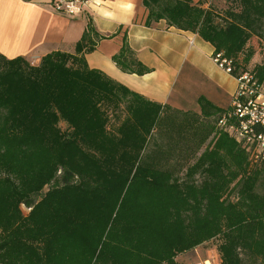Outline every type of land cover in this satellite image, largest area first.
Returning a JSON list of instances; mask_svg holds the SVG:
<instances>
[{
  "label": "trees",
  "instance_id": "1",
  "mask_svg": "<svg viewBox=\"0 0 264 264\" xmlns=\"http://www.w3.org/2000/svg\"><path fill=\"white\" fill-rule=\"evenodd\" d=\"M236 2L221 26L192 0H142L145 25L162 19L197 33L232 59L233 76L247 68L238 53L264 28V0ZM101 38L87 19L72 51L52 50L37 65L0 53V264H184L178 254L214 238L220 264H241L239 251L264 264V163L209 124L224 110L208 99H197L200 113L172 109L89 67L85 54ZM112 60L150 71L125 35ZM253 71L264 79V60ZM164 110L189 117L199 141L173 163L167 145L148 148L154 130H170ZM233 182L235 201L225 196Z\"/></svg>",
  "mask_w": 264,
  "mask_h": 264
},
{
  "label": "crops",
  "instance_id": "2",
  "mask_svg": "<svg viewBox=\"0 0 264 264\" xmlns=\"http://www.w3.org/2000/svg\"><path fill=\"white\" fill-rule=\"evenodd\" d=\"M145 17L142 0H92L75 16L56 12L50 0H0V53L38 62L52 50L72 51L90 19L104 38L85 54L89 67L172 109L200 113L203 97L225 111L238 84L211 58L213 46L162 19L145 25ZM124 35L149 72L130 73L113 62Z\"/></svg>",
  "mask_w": 264,
  "mask_h": 264
},
{
  "label": "rangeland",
  "instance_id": "3",
  "mask_svg": "<svg viewBox=\"0 0 264 264\" xmlns=\"http://www.w3.org/2000/svg\"><path fill=\"white\" fill-rule=\"evenodd\" d=\"M193 3L201 5L204 8H207L210 12V20H208L209 23H218L219 25H223L226 23V19H228V14L226 11L233 10L238 11L239 5L236 2V0H192ZM146 18V17H145ZM222 57L226 59V62L229 63L231 66V58H228L222 54L220 51ZM249 53L251 55L249 56ZM30 65H37L38 62H33L25 58ZM41 59V58H40ZM237 62L243 63L245 61L246 64V71L248 75L253 77L254 79H258L261 82H264V79L260 80L254 73L253 68L256 64L262 63L264 60V28L262 32L259 35H252L248 41L246 42L243 50L238 53L236 57ZM163 116L166 119H170V130L167 132H158L157 130L152 133L150 136L149 142H148V148L153 147L154 142L158 141L159 143L168 146L167 152H169V155H171L170 162L173 163L174 161L178 160L179 158H184V156H179L182 152L184 147L187 146H196L198 144V138L195 137L193 134L196 127L192 126V120L189 119V117H185L184 115L177 114L175 112H172L170 110H164L162 111ZM215 117V118H214ZM214 117H210L207 119L209 121V124H213L215 127V130L220 129L221 131H225L223 128H221L217 123V115H214ZM113 119V118H111ZM111 124L109 125L112 127L115 122L111 120ZM208 124V126H209ZM59 127L61 129H65L67 126L64 122L60 121L58 123ZM205 124H199L198 127H200L202 130H204V127H207ZM206 131V130H205ZM228 133V132H227ZM202 134V133H201ZM200 134V135H201ZM229 134V133H228ZM199 135V136H200ZM214 135V132L210 135L209 138L203 142L199 148H197V154L204 149L210 138H212ZM230 135V134H229ZM240 144V143H239ZM241 145V144H240ZM179 156V157H178ZM178 157L176 160L175 158ZM183 163V162H179ZM187 162L184 161V164ZM248 166L250 169H253L254 166L250 165L248 163ZM185 165H183V168L181 171L178 172V174L183 176V173L185 172ZM193 179L200 180L199 174L194 175ZM258 185L256 186V190L261 191L264 188V176L258 180ZM46 189V188H45ZM241 195V190L238 187V184H235V182L231 183L229 185V188L225 194V196L228 197V199L235 201L238 199V197ZM23 211L26 213L28 209L25 206H22ZM219 238L210 239L209 241H205L201 243L200 245L196 246L195 249H192L191 251H186L184 253H180L177 255V260L179 262H182L184 264H205L207 261V264H220L221 263V256L218 251V244L220 243ZM239 255L242 258L241 264H258L260 263V258L257 256H249L246 255L243 251H239Z\"/></svg>",
  "mask_w": 264,
  "mask_h": 264
},
{
  "label": "built area",
  "instance_id": "4",
  "mask_svg": "<svg viewBox=\"0 0 264 264\" xmlns=\"http://www.w3.org/2000/svg\"><path fill=\"white\" fill-rule=\"evenodd\" d=\"M91 1L50 0V4L56 12L75 16L86 11ZM211 58L231 74L232 66L221 53H214ZM234 77L238 85L230 106L218 115L217 123L241 144L250 163L260 165L264 163V82L247 71Z\"/></svg>",
  "mask_w": 264,
  "mask_h": 264
}]
</instances>
